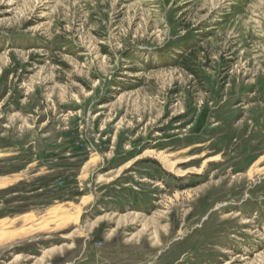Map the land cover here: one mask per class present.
<instances>
[{"label":"rangeland","instance_id":"rangeland-1","mask_svg":"<svg viewBox=\"0 0 264 264\" xmlns=\"http://www.w3.org/2000/svg\"><path fill=\"white\" fill-rule=\"evenodd\" d=\"M5 178L0 264H264V0H0Z\"/></svg>","mask_w":264,"mask_h":264},{"label":"bare ground","instance_id":"bare-ground-1","mask_svg":"<svg viewBox=\"0 0 264 264\" xmlns=\"http://www.w3.org/2000/svg\"><path fill=\"white\" fill-rule=\"evenodd\" d=\"M144 154L147 155V154H150V152L147 151ZM155 158L161 163L163 168L167 170L168 172L174 173L178 176H182L185 174V172L181 171L180 169L176 167L178 164L177 161L176 162L171 161L169 156L163 153H160V154H155ZM216 159L218 158L215 157V158H211L208 160L210 161V160H216ZM208 160H205L202 163V165L208 162ZM252 177H253V174L251 171H249L248 178L251 179ZM8 183H10V181H7L6 178L0 179V188L5 187V185H7ZM79 207H75V209L69 214L70 210L68 208H64L61 206H55V207L49 208L44 214H42V217L38 219L36 215H34L33 213L25 214L21 217L14 218V219H2L0 220V246L10 241L13 242V240H17L23 237L30 236L32 234H35L36 232L49 231L51 229L56 230L70 223L75 224L78 221V217L80 214ZM55 216H60V217L55 218ZM18 221H21V223L23 224L22 227L16 230L15 229L11 230V228ZM36 222L38 223L35 224ZM50 224H53L54 227L50 228Z\"/></svg>","mask_w":264,"mask_h":264}]
</instances>
